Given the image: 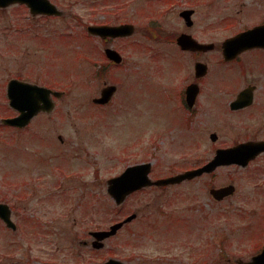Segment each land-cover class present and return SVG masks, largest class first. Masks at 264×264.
<instances>
[{
  "label": "rangeland",
  "instance_id": "1",
  "mask_svg": "<svg viewBox=\"0 0 264 264\" xmlns=\"http://www.w3.org/2000/svg\"><path fill=\"white\" fill-rule=\"evenodd\" d=\"M164 1L57 0L63 15L42 19H27L20 5L0 9V117L12 113L5 95L12 77L65 91L52 113L38 115L26 130L0 125V201L11 206L17 225L0 220V264L109 257L124 264H236L264 244L263 174L256 165L222 166L189 186L146 188L120 205L106 191L107 179L129 164L151 161L150 176L157 178L194 161L183 123L185 58L168 40L184 28L182 5ZM114 22L135 26L131 37L113 44L123 55L120 65L108 64L104 45L86 31L88 24ZM154 27L153 37L143 32ZM104 82L117 90L97 106L92 98ZM211 143L207 137L197 151L212 156ZM226 182L237 190L222 202L204 191L203 183ZM131 213L137 217L103 247L92 246L90 231Z\"/></svg>",
  "mask_w": 264,
  "mask_h": 264
},
{
  "label": "flooded vegetation",
  "instance_id": "2",
  "mask_svg": "<svg viewBox=\"0 0 264 264\" xmlns=\"http://www.w3.org/2000/svg\"><path fill=\"white\" fill-rule=\"evenodd\" d=\"M46 1L24 0L11 5L23 6L27 12V19H42L48 17L42 11ZM50 1L57 5V0ZM112 1L118 3L119 0H89V3L106 5ZM164 2L182 5L178 10V16L184 28L169 35L168 39L177 52L184 56L186 65L185 74L183 73L181 77L183 81L181 100L184 111L183 123L189 139L188 157L194 160L186 169L199 167L213 157V155L207 157L206 151L204 155L197 151L199 144L205 142L207 137L211 140V134L215 135V140H211L214 152L217 148H226L242 142L264 141V31L259 32L256 41L248 34L252 29L264 25V0H165ZM155 13L159 15L158 11ZM117 23L119 22L109 24ZM154 28L157 30L156 27ZM182 33L186 35L185 49L176 43L177 37ZM96 38L104 45L103 48L128 39V37L98 36ZM107 63L113 64L111 61ZM11 110L12 113L6 117L17 114L15 110ZM41 114L43 113L38 115ZM3 126L13 131H21L29 128L30 123L23 128ZM226 139H230V143H225ZM261 159H264V151L245 166L234 164L242 169L256 165L255 173L263 174L260 187L264 186V164H257ZM215 171L168 186H189L214 174ZM227 184L231 182L221 185L203 183V186L204 191L208 190L210 193L211 188ZM234 186L236 192L237 187L235 184ZM152 187L156 188V186L148 188ZM211 197L214 199L213 196ZM228 197L230 196L226 198ZM214 200L218 203L223 199ZM260 248L261 246L256 248L252 254L257 253ZM234 260L236 264L242 262L239 256Z\"/></svg>",
  "mask_w": 264,
  "mask_h": 264
},
{
  "label": "water",
  "instance_id": "3",
  "mask_svg": "<svg viewBox=\"0 0 264 264\" xmlns=\"http://www.w3.org/2000/svg\"><path fill=\"white\" fill-rule=\"evenodd\" d=\"M14 0H0V5H7ZM24 1V0H19ZM43 11L47 14H60L61 11L57 10L54 5L47 1L44 4ZM264 28V27H263ZM88 31L93 34L101 35L102 37L111 36H126L133 33L134 28L131 24H121V25H100V26H88ZM256 36V31L252 32ZM185 35H181L178 38V43L185 47L186 45ZM105 53L108 58L114 60L115 62L121 61V56L119 53L111 48L105 49ZM116 87L114 85H109L101 90L100 97L94 98L93 101L97 103H106L111 98ZM51 90L45 87L37 86L35 84L25 83L12 79L8 82L7 95L9 97V103L12 107L19 111V115L12 118H5L2 121L7 124L24 126L28 121L40 110L49 111L53 104L50 99ZM56 96H60L61 92H52ZM214 139V135H211ZM264 149V144L262 142H249L239 144L237 146L218 149L214 158L203 165L200 168L187 170L177 175L169 176L166 178L157 179L152 181L148 177V173L151 168V163H141L133 166H129L120 175L110 178L108 180V192L115 199L116 203L123 201L125 196L135 189L142 188L143 186L156 184V185H166L170 183L180 182L187 178H192L196 175H200L202 172H210L215 169L216 166L221 164L238 163L245 165L248 160L254 157L259 151ZM233 185H227L221 188L211 189L212 195L221 199L224 196L233 193ZM11 211L7 204L0 203V218L11 228H15V224L10 218ZM135 217V214L128 216L125 220L117 222L110 226L108 230L95 231L92 234L96 237L97 241L102 240L110 235H113L123 223L130 221ZM101 242H94V246L100 247ZM94 264V263H90ZM95 264H123L117 259L110 258L102 263ZM243 264H264V248L260 253L253 256L252 259Z\"/></svg>",
  "mask_w": 264,
  "mask_h": 264
}]
</instances>
